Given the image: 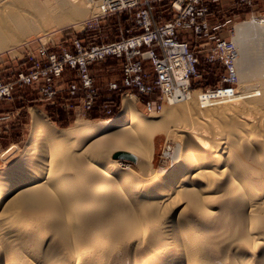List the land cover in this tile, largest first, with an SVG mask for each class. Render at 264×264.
I'll return each instance as SVG.
<instances>
[{"label": "bare ground", "instance_id": "obj_1", "mask_svg": "<svg viewBox=\"0 0 264 264\" xmlns=\"http://www.w3.org/2000/svg\"><path fill=\"white\" fill-rule=\"evenodd\" d=\"M108 1L0 0V54L41 27L81 28ZM232 29L234 85L219 97L174 85L146 115L124 94L114 116L65 128L30 108L23 145L0 153V264H264V16Z\"/></svg>", "mask_w": 264, "mask_h": 264}, {"label": "rangeland", "instance_id": "obj_2", "mask_svg": "<svg viewBox=\"0 0 264 264\" xmlns=\"http://www.w3.org/2000/svg\"><path fill=\"white\" fill-rule=\"evenodd\" d=\"M196 6L195 11L204 10L202 15L195 14V22L200 24V30L194 26L183 25L188 22L189 16H179L180 27L176 28V39L186 42L189 49L199 60L197 75L190 78V91L197 89L212 90L224 87L228 75V65L225 54L216 52L219 41L229 42L233 36L232 26L239 21L248 19L252 15L264 16V0H137L133 6L111 9L103 16L90 19L83 27L74 28L63 26L57 28H43L49 35L39 37L44 31H34L26 34V43L16 46V54L9 52L0 54V85L11 86L9 97H0V153L11 143L22 146L30 128V108L41 111L47 121L54 122L58 128H65L72 124L76 117L86 119H102L114 116L122 106V96H135V106L143 114L160 115L165 108L171 106L164 103L162 91L157 88L152 93L144 94L131 89H109L111 82H121L123 65L128 60L141 59V54L154 49L156 55H163L161 42L155 41L151 47L142 45L141 53L130 54L122 52L121 55L106 54L100 59L89 61L87 72L97 89L92 107L85 108L86 91L81 87V73L78 68L63 63L59 75H45L51 69L50 55L60 59L64 52L78 57L80 52L88 53L93 46H102L112 42L126 40L141 36L145 31L138 17L141 11H146L151 23L162 26L174 22L179 13L187 5ZM53 31H50L52 30ZM29 38V39H27ZM256 38V36H254ZM80 45V52H78ZM45 50V55L41 54ZM130 54V55H129ZM145 56V55H144ZM259 60L264 61V56ZM146 72L154 76L152 58L142 60ZM37 71L36 79L26 82L20 79L19 73ZM77 88L71 90V85ZM234 85V84H233ZM238 84L235 85L237 91ZM193 91V92H194ZM191 92V93H193ZM154 101L156 110L149 112L146 103ZM164 103V104H163ZM80 114V115H79ZM82 114V115H81ZM155 162L156 166L168 167L170 162L165 150L172 148L169 139L164 135L156 137ZM131 162V161H130ZM131 162L136 169L135 163ZM4 162L0 159V168Z\"/></svg>", "mask_w": 264, "mask_h": 264}, {"label": "built area", "instance_id": "obj_3", "mask_svg": "<svg viewBox=\"0 0 264 264\" xmlns=\"http://www.w3.org/2000/svg\"><path fill=\"white\" fill-rule=\"evenodd\" d=\"M196 1L198 0H193V2ZM108 3L109 4L105 9L106 13L111 9L133 6L137 3V0H109ZM195 8L196 6H194L192 3H189L185 10L178 14L174 22H168L162 26H156L152 24L147 12L141 11L138 14V20L145 31L141 36L128 38L118 42H112L102 46H93L86 54L80 52V45L77 44L79 47L78 52H80V56L74 57L68 54L66 51L60 59H57L55 55H50L51 69H49L48 73L43 72V74L59 75L63 69V63L65 62L72 67L78 68L79 72L81 73L80 85L86 91V100L84 102L85 108L90 109L92 107L93 100L95 99L94 97L97 94V89L94 86L92 78L87 72L88 62L95 59H100L106 54H114L119 56L125 51L130 54H139L141 53L140 48L142 45L146 44L151 47L152 44L157 41L161 42L160 46L163 50L162 57L156 55L154 49L150 48L149 51L141 54V59L128 58V60L123 65V77L121 82L119 84L114 81L109 83V89L124 90L133 88L138 92L149 94L155 89L159 88L162 91V98L160 99L162 101L166 96L172 93L174 90V85L179 86V88L185 92L190 91L189 81L192 76H196L198 74L196 67L199 63V60L189 49V46L186 42H181L176 39L175 31L176 28L181 26V20L179 19V16L185 17L186 15L189 16V20L183 25L186 27L194 26L196 31L200 30L201 25L195 22V14L202 15L204 13L203 11L206 9H197V11H195ZM228 44L229 42L219 41L216 47L221 50L224 45L227 47ZM41 54L45 55V50H42ZM144 55L147 58H152L155 71L154 76L149 72H146L144 68V63L142 61L145 58ZM229 63L230 61L228 60V75L225 79V81L228 82L227 85L224 87L220 86L212 90H205L206 93L210 92L209 95L211 97H219L222 95L220 90H231L233 87L232 81L234 78L232 77L233 72ZM179 68H184L183 76L185 77L184 80H186V83L183 81L182 84H179L176 81L175 75ZM19 77L23 81L30 82V80L36 79L38 77V72L32 70L30 73H19ZM10 88L11 86L9 84H1L0 97H9L11 92ZM76 88L77 87L74 84L71 85V90H75ZM146 107L148 111L152 108H156L155 102H147Z\"/></svg>", "mask_w": 264, "mask_h": 264}, {"label": "water", "instance_id": "obj_4", "mask_svg": "<svg viewBox=\"0 0 264 264\" xmlns=\"http://www.w3.org/2000/svg\"><path fill=\"white\" fill-rule=\"evenodd\" d=\"M118 156H126V157H131L129 156L127 153H124V152H120V153H117Z\"/></svg>", "mask_w": 264, "mask_h": 264}]
</instances>
